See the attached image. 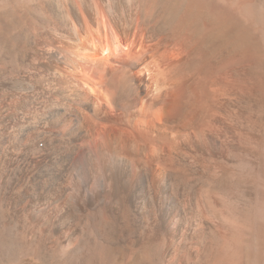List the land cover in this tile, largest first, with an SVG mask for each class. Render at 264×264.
<instances>
[{"label": "bare ground", "instance_id": "1", "mask_svg": "<svg viewBox=\"0 0 264 264\" xmlns=\"http://www.w3.org/2000/svg\"><path fill=\"white\" fill-rule=\"evenodd\" d=\"M0 264H264V0H0Z\"/></svg>", "mask_w": 264, "mask_h": 264}]
</instances>
